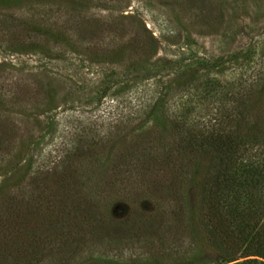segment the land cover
<instances>
[{
    "label": "rangeland",
    "instance_id": "rangeland-1",
    "mask_svg": "<svg viewBox=\"0 0 264 264\" xmlns=\"http://www.w3.org/2000/svg\"><path fill=\"white\" fill-rule=\"evenodd\" d=\"M193 2L13 0L0 6V95L11 109L2 114L0 106V185L23 175L0 191V217L9 205L10 213L17 208L12 198L32 213L42 209L56 166L82 148L89 155L80 176H93L79 209L95 205L122 216L193 203L192 187L167 175L175 164L187 169L184 157L170 149L166 165L156 156L155 137L178 112L187 111L191 124L213 123L225 106L222 94L254 81L264 61V0ZM148 40L155 44L150 56ZM93 141L98 145L90 147ZM147 143L154 149L144 150ZM111 244L110 261L123 264L132 246ZM71 264L103 263L80 257Z\"/></svg>",
    "mask_w": 264,
    "mask_h": 264
},
{
    "label": "trees",
    "instance_id": "trees-1",
    "mask_svg": "<svg viewBox=\"0 0 264 264\" xmlns=\"http://www.w3.org/2000/svg\"><path fill=\"white\" fill-rule=\"evenodd\" d=\"M12 1L0 0V6ZM187 2L194 6L193 0ZM144 49L152 55L154 42L148 40ZM262 66L252 83L243 81L232 94H222L225 106L213 123L191 124L184 111L158 131L156 156L170 162L173 149L184 157L187 169L175 164L167 175L173 179L178 175L192 187L193 203L181 201L169 210L160 206L151 213L132 209L122 216L95 205L79 209L77 203L86 201L84 192L89 193L93 174L86 181L80 176L79 164L89 154H83V148L73 149L56 166L42 209L32 213L30 205H18L12 198L17 208L10 213L9 205L8 215L0 217V264H71L80 257L85 262L94 258L103 264H121L110 261L116 255L110 254L115 239L122 247L132 246L123 264H166L163 260L168 258L174 264H264V61ZM7 98L0 95L2 114L11 110ZM151 118L156 123L155 115ZM153 145L147 143L143 149H154ZM22 177L14 176L12 188ZM11 183L1 184L0 191ZM139 239L147 250H140L141 240L135 245ZM90 242L107 249L95 250Z\"/></svg>",
    "mask_w": 264,
    "mask_h": 264
}]
</instances>
